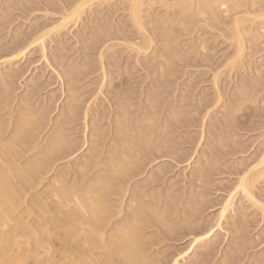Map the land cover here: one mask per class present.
I'll return each instance as SVG.
<instances>
[{
    "label": "rangeland",
    "instance_id": "1",
    "mask_svg": "<svg viewBox=\"0 0 264 264\" xmlns=\"http://www.w3.org/2000/svg\"><path fill=\"white\" fill-rule=\"evenodd\" d=\"M28 1L25 4L30 9L24 11L29 7L19 10V5L24 3L18 0H0V23L4 26L0 25V48L3 50L14 42L28 41L42 24L52 27L56 16L45 17L44 10L55 14L62 5L71 2ZM184 1L139 0L138 28L129 14L132 0L104 3L95 0L76 26L46 40L47 63L39 49L34 48L27 59L0 66V94L4 79L17 74L12 80L10 104L1 112L2 125L3 122L8 125H3L8 127V133L15 128L17 113L25 101L36 106L37 115L53 99L49 111L38 118L37 131L28 138L30 151L14 160L16 171L25 172L46 150L72 95L78 97L80 107L76 120L64 127L68 142L77 149L74 154L51 161L34 181H15L20 194L13 197L9 213L0 212V264H125L113 257L103 242L97 240L104 247L98 244L93 249L84 243L86 234L82 230L86 227L73 220L81 211L73 202L53 198L51 190L54 181L59 180L58 187L75 189L81 196L84 192L80 190L89 182L105 176L112 167L109 161L120 158L119 147L118 152L114 149L119 135L115 128L121 122L119 95L126 90L130 93V101H124L132 102V106L126 103L129 112L132 108V115L128 114L131 118L126 120L131 127L145 118L146 112L139 109L145 106L146 93L154 89L162 92L159 100L164 104L154 111L156 126L161 127L162 118L169 117V106L186 105L181 118H174L185 122L180 126L167 124L168 138H174L173 151L186 157L182 162L159 159L156 164L141 158L145 163L139 174L126 175L123 183L114 181L112 190L117 194L110 197L108 211L116 216L111 217V222L122 223L132 197L138 198L140 194L138 199L145 207L154 200L155 207L151 205L154 213L165 212L168 221L165 224H171V228L180 230L189 225L188 233L177 231L180 237L176 240L174 237L173 241L164 235L165 224L161 227L155 221L149 225L145 231L150 236L147 239L155 241L143 245L141 251L149 249L146 256L151 263L172 264L176 258L177 264L261 263L264 214L251 206L236 187L239 178L259 161L264 146V0H217L214 12L203 8L206 10L201 15L195 12L196 0ZM235 18L241 22L240 38L233 30ZM143 35L153 41L138 56L136 49L142 47ZM238 45L242 46L240 56H237ZM4 55L7 54L2 52L4 59L9 56ZM68 70L76 74L74 81H69L64 74ZM215 75L220 95L218 103L213 85ZM32 86L38 92H30ZM189 119L194 120L193 124H186ZM94 126L100 128L99 138L92 133ZM156 126L149 127L161 132ZM156 176H162L160 181L149 184ZM252 189L255 199L263 204L264 173ZM229 194H235L233 206L217 229L221 206ZM213 227L216 231L210 240L189 252L191 233L195 231L193 236L198 237ZM207 251L211 255L203 260L202 253Z\"/></svg>",
    "mask_w": 264,
    "mask_h": 264
},
{
    "label": "bare ground",
    "instance_id": "2",
    "mask_svg": "<svg viewBox=\"0 0 264 264\" xmlns=\"http://www.w3.org/2000/svg\"><path fill=\"white\" fill-rule=\"evenodd\" d=\"M18 1H20L22 4L24 3L23 5H25V6H23V5L21 6V5H19L21 3L18 2L19 10L20 9L24 10L23 7H27V6L29 8H25L26 10H24V11H27L28 9H30V6L29 5L26 6V4H25V3H27L28 0H18ZM23 1H25V2H23ZM47 1L44 0L43 2L47 3ZM93 1H95V0H71L70 3L64 4V5H62V7L60 6L61 8L55 14L54 13L50 14L48 10H44L45 17H49V15H50V17H53L54 15L56 16V19H55L56 24H54L55 21H53V23L51 22L52 25L54 24L52 27H46V25L43 26V24L41 26V24H40L41 27L39 29H38V27H36V29H37L35 31L36 33L35 32L31 33V34H33L32 37L29 35L31 38L29 37V39H27L28 41L23 40L24 43L22 42V44L20 42L21 40L17 41L16 43H18V44L20 42V44L19 45L17 44V46H16L15 42H14L15 44L12 42L14 48H12L13 46H10V47L8 46L7 48L8 49L10 48L9 50H7V48H4V50L2 48H0V49H2V52L4 54L9 55V56L4 55V56H7V58L5 57L6 59H4L1 57L2 52L0 51V66H3L5 64L7 65V64H12L14 62H18L19 60H21L23 58L27 59V55L34 48L39 49V51L41 53V58L44 60L45 63H47L46 62L47 61V59H46L47 54H46V49H45L46 40L51 38L52 35H55V36L57 34L59 35V33L61 31H63V30L65 31L66 29H69L72 26L73 27L76 26L77 23L82 18V16L85 14L87 7ZM96 1H98L99 3H104L106 1L109 2L110 0H96ZM196 1H197V4H196L197 7L195 8L196 9L195 12L197 11L198 12L197 14L201 15L202 10H206L207 8L211 11V12L210 11L209 12L212 13V10H213L214 5H215L217 0H196ZM184 2H187V0H185ZM28 3H29V1H28ZM140 5L141 4H139V0H132V3H131L130 8H129L130 9L129 14H130L131 21L138 28H140L139 22H141V21H139L140 20V14H141ZM142 5H143V3H142ZM20 6L22 8H20ZM203 8H206V9H203ZM15 9H17V6H15ZM214 11L215 10H213V12ZM202 13H204V12H202ZM1 22L5 23V21H1ZM1 24L2 23H0V25ZM6 24H7V22H6ZM1 26H3V24ZM232 26H233V30L236 34L235 36H238L240 38L241 32H242L241 22L235 18ZM0 29H1V27H0ZM144 36L145 35H143L142 47L137 46V49L135 48L137 53H138V54L137 53L136 54L138 56H139V53L142 54L141 50H144V48H147V46L148 47L151 46L152 41H153L152 38H149L150 36H148V35H147L148 37H144ZM238 37H236V38H238ZM15 38L18 39V37H14L13 39H15ZM19 39H20V37H19ZM22 39H23V37H22ZM240 40H239V42L241 43ZM0 44L2 45V43H0ZM134 47H136V46L134 45ZM134 47H132L133 48L132 50H135ZM241 47H242L241 45H238L237 56L241 55V52H242ZM102 57H103L102 55L99 57L100 60ZM56 65H59V63L56 62ZM64 74L67 76L69 81L75 80L76 74L72 70H68V71L64 72ZM16 75L15 74L10 75L6 79H4L5 81L2 80L3 81V88H2V92L0 94V212L2 211L1 212L2 214H3V212H4V214H7V212L9 213V211L11 210L12 205H13V197H17L20 194L19 190L16 187V183H15L16 180L18 182L24 181V179L34 181L36 179V176L51 164V161L61 159V158H65V157H69L70 155H73L74 152L77 150L75 145L72 143L74 145L73 146L71 143H69L70 141L67 140L69 135H66L67 133L64 134V131H65L64 127L76 120V116H77L79 108H80L78 97H73V95H72V100L69 101V104H68L67 109L65 111L64 117L60 120V122L56 123L57 131L54 133L53 137L49 140V143H48L46 150L44 152L40 153V155L38 154L39 157L35 159V161L25 170V172L20 173V172L15 170V168L13 166L14 165L13 162H15L14 160L17 161L16 157H24V154L27 153L28 151H30L29 146H28V144H29L28 138L31 137V134L33 131H37L38 123L36 124V122H38L40 120V117L44 116L49 111V109L53 103V99L51 98L49 100V103H47L45 107L41 108V113L36 115L35 114L36 112L34 111V108L36 106L32 107V105L30 103H28L29 100H27V102L25 101V105H22L23 107L17 113V120L15 122V128L13 130H11L12 134L10 135L11 132L10 133L7 132L8 127L3 126L5 124L4 122L2 125V120H4V119H2V117L4 115L1 116L2 115L1 112H2V109H5V108L7 109L8 105L10 104L11 93H12L11 91H13L12 90L13 89L12 88L13 87L12 80L17 78ZM216 77H217V75L214 76L213 85H214V88L216 91L215 93L217 94L216 95L217 96L216 102L218 103L220 100L219 99L220 95H219L218 91L216 90L217 89L216 88V86H217V78ZM102 81H103V78H102ZM32 87H31L30 92H36L38 90V89H35L34 86H32ZM157 87H159V86H157ZM33 89H35V90H33ZM157 92H158V90L155 91V89H154V90H151L150 92L146 93V95H145V106L143 105V106H140V109L138 108L139 110L143 109L144 112H146V115H144L145 118L144 119L141 118V120H139V122L136 120V122H138L139 125H138V123L135 122L136 123L135 125H137V126L132 125L133 127L132 126L130 127L129 123H127V121H126L127 119L130 120V118H131V117L128 118V114H130V116L132 115V112H131L132 108H130V112L128 111L129 110L128 107H129V105L132 106L131 105L132 102L129 104L128 102L124 101V100H129L131 98L129 96L130 93L126 90L125 92H123L124 95L121 93L124 97L121 94L119 95L118 101H119V104L120 103L121 104H120V106L118 104V106L120 109L119 119H121V122H117V128H115V129H117L119 135H117V139H116V145L117 146L115 145L114 149L117 151L118 150L117 148L119 147L120 152L118 155L120 156V158L119 157L114 158L113 160L109 161V164L112 167L109 168L110 169L109 171L107 170V174L105 176L104 175H103V177L102 176H99V177L96 176L97 178H94L95 180L93 183L89 182V185L91 183L90 186L85 185L86 187H84L82 190H80V191L84 192L83 195L80 194L81 196H79L78 193H77L78 195L76 194L77 191L74 192L75 189L72 191V190H69L71 188H69V187L67 188V186L66 187H64V186L58 187L57 186L59 184L58 182H61L59 180L54 181V184L52 187L53 189L51 190L53 192L52 193L53 198L59 199L62 202H67V203L73 202L76 205V207H78V209L81 211L80 214L76 215L77 217H75V219H73V220L78 221L79 225L81 224V225H84L86 227L84 230H82V231H85L84 233L86 234L85 235L86 239H85L84 243H86L88 246H91L90 248L93 249L94 246L99 247L101 245L100 242H103L105 244V247L109 248L110 252H112L113 257L115 256V258H117L120 262L125 263V264H154V263H151L152 260H151V262L149 261L150 259L147 260L148 256H146V255H148L147 253H149V251H148L149 249L148 250L146 249L147 252L141 251L142 250L141 248L144 247L143 245H145L147 243L150 244V242L152 243L153 241H155L152 238H149L150 239V241H149V239H147V237H150V236H147L148 234L145 231L147 230V228L149 229V225H151L152 223L154 224L155 221L158 222L160 224V226L162 227V225L166 223L167 220L165 218H167V217H164L165 212L163 213L162 212L163 210H161L162 213L161 212L154 213L155 210L152 208V207H155L153 199H152L153 203H150L151 201H149L150 204L147 203L148 207H145L143 205L142 200H141L142 203L139 201V199H140L139 195L140 194L137 191V193L139 194L138 195L139 199L136 196L132 197L134 199H132L128 205V208H127L128 212H127L126 218L123 220L124 222L123 221H122V223L120 221L119 222L118 221L111 222V219H113L111 217L116 216V215L109 212L110 206L108 208V205H109L108 202L110 203V201H109L110 197L117 194V192H114V190H112V188H113L112 183H114V181H119V182L123 183L126 175L130 177L132 175L139 174L142 170L141 167L144 166V163L146 161L150 162L149 160H151V161L155 162L154 164H156V163L160 162V160L169 161L166 158H170L171 160H174V161H178V160L181 161L184 157H186L184 155H180L177 152L173 151L174 150L173 148L175 147V143L173 140L174 138L173 139L168 138V136L170 137V135L168 133L169 132L168 131L169 126H167V124H169V123H172V125H175V126H177V125L180 126L181 123L185 122V121H180L179 119L181 118V112H182V114L185 112L184 109H185L186 105L177 104L174 106H169V108L167 109L169 112V117L162 118L161 127H160V124L158 127V126H156L157 120L154 119L155 114H156V113H154V111H156L157 108L161 107L162 105L164 106V104L161 102V99L159 100L162 92H160V93L159 92L157 93ZM36 94H38V93H36ZM121 97H123V98H121ZM120 100L121 101L123 100L124 102L123 101L121 102ZM26 103H28V104H26ZM126 103L129 105H127ZM176 116H180V117H176ZM85 117H86V115H85ZM38 118H39V120H38ZM171 118H172V120H171ZM174 118H179V119L177 121V119L174 120ZM140 122H142V123H140ZM193 122H194L193 119H189L186 122V124L191 125V124H193ZM125 124H127L128 126H126ZM6 126H8V125H6ZM149 126L150 127L156 126L158 129L161 128L162 131L159 133L157 131L154 132V130H151ZM94 127L92 128V133L95 137L99 138L100 134L98 132H99L100 128L98 129L99 126L98 127L94 126ZM143 127L148 128L150 130V132L151 131L152 132L151 133L148 132L149 133L148 134L147 131H149V130H145ZM85 128H86V126H85ZM157 128H156V130H157ZM142 130H145L146 132L143 131L141 133ZM132 131H133V133H131ZM142 134H143V136H142ZM153 134H154V137H153V139H151V136H153ZM146 135H150V138ZM143 137H145V138H143ZM16 148H18L19 150H16ZM143 153H144V156L142 155V157H141L140 155ZM138 156L140 159L138 158ZM141 158H143V160H145V162L140 161V160H142ZM251 172H253L254 175H252ZM163 173H164V171H163ZM263 173H264V146H263L262 155H261V158L259 159V161H257V163L255 165H253V167L251 168V171L244 173L239 178L238 183H237V187H236L237 189H239V192L244 196V199H246V201L251 206H254L255 208H257L262 214H264V203L262 204L258 200L255 199L252 188L254 187L256 180H258V178ZM84 177L86 178V175ZM161 177L162 176H156V178H153L152 181L149 182V184L156 183V182L160 181ZM88 180H90V179H88ZM87 181H85V182H87ZM149 184H146V185H149ZM143 190H142V193H143ZM134 195H135V193H134ZM135 198H137V200ZM234 198H235V194H229L227 196L226 201L221 206V210H220L219 216H218V221L216 222V226H215L217 229H219L221 227L220 223L222 222V220L227 217L226 214L230 211V208L233 206ZM67 203L65 204L66 207H67ZM60 204H62V203L60 202ZM153 204H154V206L151 207V205H153ZM149 206L151 207V209L153 211L149 209L150 208ZM144 208H147L148 210H145ZM108 209H109V211H108ZM2 218H4V217H2ZM184 220H183V222H184ZM167 223H168V221H167ZM112 224H115V225H112ZM170 225L171 224H168V225L165 224V225H163L165 228L162 227V229L164 230V235H167L169 237L168 238L167 236H165L166 239L173 241L174 237H175V240H176V237L179 238L180 235H178V236L176 235L177 233H179L177 231H181L180 233L184 232L183 234H185L186 231H187L186 233H188V228H189L188 224H186V226L188 225L187 226L188 228L184 226V228H181L180 230L178 227H177L178 230H176V229H174V227H172L175 231L171 228ZM80 227H82V226H80ZM185 229H187V230H185ZM182 230H183V232H182ZM108 231H110L108 233L109 235H106V233ZM215 231H216V229H214V227L210 228L207 232L202 233L203 235L198 236V237L193 236L195 231H194V233L192 232L191 233L192 234V237H191L192 241H191V245L189 246L188 251L191 252L193 249L200 246L201 242H203V241L205 242L207 240H210V238L215 234ZM197 233H199V232H197ZM183 234H181V235L184 237ZM237 234H238V232H237ZM186 235H189V234H186ZM103 236L105 238H103ZM157 239L158 238H156V240ZM97 240H99L100 242L97 243ZM96 244L97 245L100 244V245L97 246ZM101 246L104 247L103 244ZM210 252L207 251L205 253H202L203 258H204L203 260H206V258L210 257V255H211ZM237 252H236V255H237ZM112 254H110V255H112ZM167 256H169V255H167ZM168 259H169V257L167 258V261H169ZM165 260L166 259H164V261ZM178 262H179V260H177V258H176V259H174L172 264H177ZM200 264H201V262H200ZM224 264H230V263L224 262ZM260 264H264V257H263V260L261 261Z\"/></svg>",
    "mask_w": 264,
    "mask_h": 264
}]
</instances>
